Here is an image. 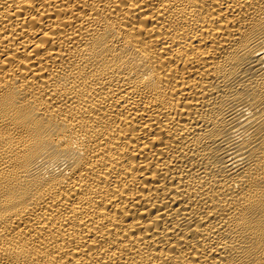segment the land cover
I'll return each mask as SVG.
<instances>
[{"label": "bare ground", "instance_id": "6f19581e", "mask_svg": "<svg viewBox=\"0 0 264 264\" xmlns=\"http://www.w3.org/2000/svg\"><path fill=\"white\" fill-rule=\"evenodd\" d=\"M0 264H264V0H0Z\"/></svg>", "mask_w": 264, "mask_h": 264}]
</instances>
